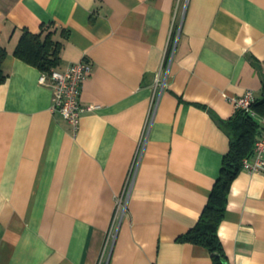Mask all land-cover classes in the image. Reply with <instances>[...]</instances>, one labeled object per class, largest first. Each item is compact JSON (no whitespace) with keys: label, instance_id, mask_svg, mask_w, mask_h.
Here are the masks:
<instances>
[{"label":"crops","instance_id":"crops-1","mask_svg":"<svg viewBox=\"0 0 264 264\" xmlns=\"http://www.w3.org/2000/svg\"><path fill=\"white\" fill-rule=\"evenodd\" d=\"M42 24L54 69L91 66L76 132L13 54ZM0 45V264H212L178 237L219 175L231 99L260 96L264 0H0ZM218 234L230 264H264V172L234 177Z\"/></svg>","mask_w":264,"mask_h":264},{"label":"trees","instance_id":"trees-1","mask_svg":"<svg viewBox=\"0 0 264 264\" xmlns=\"http://www.w3.org/2000/svg\"><path fill=\"white\" fill-rule=\"evenodd\" d=\"M61 33L64 31L61 30ZM54 34L53 24H42L36 33L24 29L13 54L42 72L49 73L59 64L61 42L54 38ZM6 54V49L0 45V83L6 77L2 71V62ZM260 65L264 72V62ZM251 108L258 115L264 116V81H262L260 96L251 103ZM220 126L229 135V147L222 157L219 175L212 185L197 221L180 235L178 240L205 247L210 254L212 264H230L219 237L218 228L224 217L230 184L241 170L242 158L252 154L259 124L248 113L237 110L231 118L220 120Z\"/></svg>","mask_w":264,"mask_h":264},{"label":"built area","instance_id":"built-area-1","mask_svg":"<svg viewBox=\"0 0 264 264\" xmlns=\"http://www.w3.org/2000/svg\"><path fill=\"white\" fill-rule=\"evenodd\" d=\"M172 40L175 38L173 37ZM173 46L174 44L171 43L170 56H166L162 76L158 74L156 78L161 87L166 82ZM90 73V64L87 61L79 60L63 70L53 69L49 73L42 72L40 76V80L48 82L52 88L51 109L57 111L71 125L73 132L77 131L80 115L94 107L91 104H82L79 98L80 86ZM254 100L255 96L251 91L231 99L236 110L248 113L259 124V132L254 139L252 154L241 160V169L249 173L264 172V116L258 115L251 108V103ZM124 208L122 200L119 199L117 209L124 212Z\"/></svg>","mask_w":264,"mask_h":264}]
</instances>
